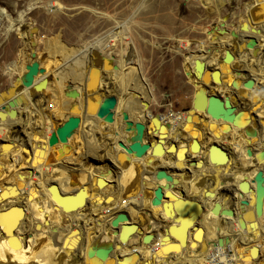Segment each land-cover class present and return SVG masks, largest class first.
<instances>
[{"label":"bare ground","instance_id":"bare-ground-1","mask_svg":"<svg viewBox=\"0 0 264 264\" xmlns=\"http://www.w3.org/2000/svg\"><path fill=\"white\" fill-rule=\"evenodd\" d=\"M33 5L34 4L31 1L28 5V10L32 9ZM50 6L51 7H49L46 12L48 14L56 13V9L58 10V6L56 4H51ZM256 10V7L251 8L252 13L256 12ZM25 13V11L19 12L17 14V19L14 22L18 23L19 25L23 24ZM249 18H247V21L248 26L251 29L250 31L255 32L252 29V25L258 26V24L255 23L256 21H254V18ZM14 22L10 21V23L8 24L6 30L7 33L12 31V29L14 28ZM259 24L260 26L264 27V20ZM213 27H216L217 29L224 28L220 27L218 24L214 25ZM115 31L117 32V30ZM118 32L120 33L119 30ZM119 36L121 37L120 34ZM103 39L107 40L108 47L111 48V50L115 49L113 43L114 38L110 36L95 39L92 46H97L102 49ZM51 47L53 49H60V45L58 43L53 44L52 46H49L47 44L45 53H47L51 49ZM225 47H227L226 49L231 51L229 49L230 45H226ZM224 48H219V52L223 53L226 50H223ZM241 48L238 47V52H242ZM60 51L63 52L61 49ZM94 52L99 53L95 49H90L88 52L85 66V70H87V72L85 71V73L83 74L81 87L84 94L80 92V89V97L76 101L65 98L63 96V91L66 84H68L67 82H70L74 86L76 85L78 87L81 84L80 79L84 71H74V69L70 66V61H68L66 64L56 67V69H54L44 77L36 75V77L34 78V82L41 81L42 79L47 78V82L45 83L44 88L40 94L30 96L24 89L16 92L13 96H18V98L20 99L19 103L15 106L16 116L13 119L6 118L7 120L5 119V121H0V264H93L94 261L98 262V260L95 258L89 260L86 257L87 249L92 246H108L110 244H118V247L112 251L110 258H108L105 263L99 262V264H112L118 259L128 256L132 253H135L137 255L136 260L132 258V260L134 259L135 261H137L134 262L136 264H175L177 262H175L174 259H179L177 255H180L179 253L181 251H183V253H181V258L178 261H181L182 264H185L183 263V261L185 260L183 257L185 255L186 260H188L187 258L190 257V259L194 260L195 264H264V197L262 204V213L259 218L255 217V193L251 195L254 200L252 199L251 204L242 209L244 211H241L239 206V201L246 197V193L244 194L240 191L239 184L243 182L242 187H245L246 184H250V187H252L251 185H253L252 189L255 190V184L254 182H252L254 175L258 171H262L264 176V161H262V159L260 158L249 159L245 156V148H251L250 141L254 142V140L251 138H254L257 135H252L254 131L256 133V129H254V123H252V125L246 129V131L249 130L248 132L245 133L241 131V134L244 135V137L242 135L243 138L241 137L242 141L239 139V137L235 138L238 135L232 137L234 134H239L238 132L240 131L234 128L229 131L231 132V140L233 142L235 141L234 143H238L237 145H235V147L239 146V150L241 149V159H239V162L242 167L237 168V173L235 172L234 175L233 172V175L230 178H235L237 180L236 186L238 188V196H241L242 198H239L237 196L231 201L230 198L226 197L227 194L224 197L226 199H224L222 197L224 195H222V199L219 197L215 202L212 203V206L207 202L208 205L206 206L208 207H204L201 211L198 210L195 215L191 216H195L194 219L196 217H199L196 218L198 220L195 219V224L192 223L193 227L191 228V242L189 240V246L191 247L199 244L198 242H201L200 246L198 245L197 248L195 247V249L192 248L193 251H195V254L192 251L188 252V249H184L185 246L187 247V245L184 246V250H181V246H179L177 243L174 247L170 246V239L167 242H161V238L164 235L167 225L172 222L170 219L164 216L161 210V206L153 207L151 205L153 192L151 191L144 193V189L154 190L156 185L159 184L158 181L155 180L153 175L157 169H162L163 167H165L164 165H162L163 167H160L159 164H173L174 162L169 161V158L171 157L176 162H179L181 164V162L187 160L186 153H189L191 155L190 158L196 157L195 160H201L197 168H192L194 170L202 169V167L205 166L204 162H206L208 163V165H212L214 171L219 172L222 169V165L221 163L218 164L217 162H213L212 160L211 163L209 162V153L211 150L208 152V148H206V150H200L197 154L192 153L189 149L192 137H198V133H195V131H191V129L188 127L189 123L192 122L194 115H196V110L187 112H174L169 109L166 118L161 117V122L157 123L158 126L163 125V128H161V133H166V137L169 134L167 131L169 129L171 130V128H173L172 130H174L175 133H177V131L178 133L179 131L180 133L186 132V136H188L187 139L189 138V141H187V144L183 141L177 142L180 143V146H178V153L176 155L175 153L171 152L173 156L171 154H166V157L161 156V159L157 161L158 163L156 164L155 162V165L153 166L149 163H146V159L150 158L149 155H146L140 159H132L130 158L131 156H127L126 154H124L125 152L120 147L119 142H124L125 137H129L132 139L138 138V134L135 129H133L129 133L125 132L124 117L126 116L127 121H131L133 123L140 122L141 120L143 121L148 117V122L151 125L150 131H152V136L151 134L148 135L147 139L154 142V128L153 124L149 121V118L153 117V115H151L150 112L146 109L144 110V115H142L143 112L140 105H136L134 103L126 104L124 98L120 96V94L122 95V93L119 90V85L117 86V84H109L110 81H106L105 78L102 79L99 69L96 68L94 75L92 74L88 76L89 68L94 67L97 63H100L99 65L100 67H102V69H109L112 71L117 70L112 69V66L116 65L112 60L104 63L102 62V60L94 57ZM219 52L218 54H221ZM231 53L233 54L232 51ZM213 54L214 50L212 51L211 49L206 55L203 54V57L207 59V63L200 59V56L202 55L193 57L188 65V71L193 70V61L195 59H198L200 62H204L208 66L211 61L210 56H212ZM239 56L241 55L239 54ZM234 63H237L236 58L233 63L225 65L226 71L223 70L222 72V74L226 76V81L228 82V84L222 81V84L215 85V87L209 85L213 89L208 88V81H211L209 73L213 69L211 67H208L202 72L201 80L206 84V86L204 87L206 90L203 89L205 92L201 91L200 94L196 95V91L200 86V84L197 83L198 87L195 89L193 94L194 98H196V103H205V93L221 94V90H223L224 96H219L222 98L228 97L232 105L237 108V104L239 105V103L237 102L239 100H236V103H234V99H237L235 92L239 91L240 84L238 83V81L241 79L235 78V75H233L232 73L243 72L245 73L244 75L247 76V72L240 69L238 64L235 65ZM262 63L264 64V61ZM219 65L222 69L223 67L221 66V64ZM16 67V64L10 63L6 68V73L10 75L14 70H16ZM261 68L263 71V67ZM258 79H260L261 82L264 81V79L262 78ZM243 80L244 79H242V81ZM232 83L236 84L235 88L231 86ZM100 85L102 87L101 89H99ZM226 86L230 87V92H228V90H224V88L226 89ZM246 91L250 92L251 90ZM107 95L115 96L117 101L116 108L114 109L113 124H106L98 119L97 122H95L97 126L92 127L91 124L89 125L84 121L87 125L84 127L82 126V131L86 135H91L93 138L90 137L91 140L84 141L81 139V136L79 140L75 139L76 141L74 142L72 133L67 142V144L70 145V148H62L61 155L56 154L57 152L54 153V150V156L52 155L54 159L53 161L48 162V158L46 156L50 155L51 152H47L49 147L47 146L46 139L48 138L50 132L54 130V127L57 126L55 125V121L62 120L66 115L69 114V104L73 103L74 105L78 106V109L79 107H81L82 109L84 107L88 117H95L94 110H90L91 101L97 98L102 99ZM64 102H67L66 108L65 105H62ZM1 106L2 105H0V107ZM131 106L134 108L129 110V107L131 108ZM236 111L239 113V115H244L245 118H247V116L249 115V113H246V111L243 110L236 109ZM263 111L262 108L258 111L260 112L258 113V117L260 125L262 124L264 127ZM45 112L46 114L50 113L51 115H53V118L55 120H52L49 117V114H44ZM196 112L199 113L200 118L204 119L205 121H211L204 112ZM187 117H189V119L191 120L189 123H185ZM95 119L93 121H96ZM164 119H166V121H164ZM252 120L254 119L252 118ZM212 122L218 124L221 123V121ZM183 123L186 125H184ZM174 124L176 125V127L180 125V130L172 127L175 126ZM202 125H204V123ZM36 127H38L37 131L41 134L35 130ZM261 129L262 136L260 138L261 141H258V144H260L261 150L264 151V129ZM38 134H40L41 136ZM78 136L80 137V135ZM168 137L170 136L168 135ZM165 139L164 142L166 144ZM238 140L240 141L241 145L239 144ZM57 147H55V149ZM60 149L58 150L61 151ZM85 153H90L93 156L91 158H88L89 154ZM116 153L124 155L123 158H120V160L122 161L121 164L115 162ZM63 155V159L65 158L64 160H62ZM81 156H83V158H86L87 161L84 165L82 164L83 166L79 167L80 169H78V167L76 166L79 165L80 160L82 159ZM126 157L130 160L126 161ZM66 160L69 162V165H67ZM192 160L194 159L192 158ZM226 160H228V158H226L224 161ZM128 162L129 164H127ZM132 162L134 167L133 170L131 168L130 172H132V178L129 179L131 181L133 179L134 183L132 184V186H134V184H137L138 186L139 184L142 185V188H139V186V189L137 190L138 193L134 194L133 197L131 196L129 198H124L122 193L124 191H120L119 185L123 187L125 176L124 171H129V167ZM62 163H65V165L69 166L70 169L75 167L76 169H78L77 172L79 173V182H77V176L75 174L70 175L71 172L67 171L68 168H66V166L63 167H65V169L67 170H64V168H62ZM188 163L190 164V162ZM188 163H186V166H188ZM112 164H119V169L121 170L120 176L116 179L118 175L113 176L114 173L112 174L111 172V175H109L108 177L100 179L98 177V173L101 171L103 172L106 169H110ZM138 164L140 168H138ZM180 164H173L175 167L174 171L178 170L179 172V170L184 167L183 164H181V166ZM227 164H224L223 166ZM143 166L145 173L142 174L141 170L143 169ZM188 167L191 168L192 166L189 165ZM233 167L235 166L233 165ZM164 170L168 173L166 169ZM65 171H67L69 174ZM65 173L67 174L65 175ZM183 175L186 177H190V169ZM151 179H153V181H151ZM154 180L156 181V183H154ZM112 182L115 185H113ZM51 184H55L57 189L48 190V186ZM78 187H81L80 191L77 190ZM57 190L60 191V195H65V193L67 194L74 190V193L70 194V196H72L73 198H71V200H69L68 202L74 205L67 206L75 208V213L70 214L69 211L64 212L59 206L54 204L51 198V193H54L55 195L57 193ZM195 191H197V189ZM173 194L177 195L176 193ZM202 194V196L206 197L205 199L208 198L207 200L209 202L212 200L214 201V198L217 196L216 193L215 195L211 193ZM193 195L195 194L193 193ZM172 200L173 199H169L170 202ZM222 200H225L223 204ZM83 203L84 206H80V204L82 205ZM215 203L220 204L222 208L231 209L234 212V217L225 219L221 216H212L209 213V210ZM247 208H251L253 212H246ZM119 212H125L127 215L134 216L133 218L129 216L128 217L132 224L135 222L139 231V235L134 234L130 236L124 244H120L117 240V237L113 236L112 234L113 228L111 226V220ZM146 213L149 215V218ZM199 214H201V216ZM238 214L243 215L241 216V225H238L236 221V216H238ZM158 219H162L160 220L161 224L163 223L164 225L162 228H157L159 226L157 222L160 223ZM212 222L214 223L212 226L214 228L208 226V224H211ZM66 228L67 230L69 229V233L67 236L63 235V229ZM156 228V233L159 237L158 241L155 243L152 240H150L149 242H143L142 237L145 234L152 232V230ZM186 233H188V231H186ZM54 235H56V237H54ZM53 237L57 240L55 241ZM174 241L178 242L177 240ZM219 241L221 242V245H218ZM169 246L171 247V249L169 248ZM169 249L171 251L177 249V251L172 255L167 256L165 255V253H168ZM129 261L130 259H126V261H124V264H134L130 263Z\"/></svg>","mask_w":264,"mask_h":264},{"label":"rangeland","instance_id":"rangeland-1","mask_svg":"<svg viewBox=\"0 0 264 264\" xmlns=\"http://www.w3.org/2000/svg\"><path fill=\"white\" fill-rule=\"evenodd\" d=\"M31 1L34 5L28 10ZM236 1L238 2V0H0V105L3 104L2 92L6 91L16 78H22L26 66L32 62L38 63L39 68L44 70V73L37 74L44 77L56 67L70 61L74 71H84L80 79L81 84L78 86L80 87L78 90L81 89L82 92L86 58L89 50L95 49L99 52L93 53L95 58L100 59L99 55L108 57L117 66V70L112 71L102 69L100 63H97L95 67L100 70L101 78L110 81L109 84L119 85L122 93L120 96L124 98L125 103L140 105L142 115L145 109L162 113L168 103L170 106L167 105V108L173 111H181L179 110L181 107L184 110L188 109V104L181 105L178 102L171 104L170 98L165 96L174 93L186 95L188 87L191 86L192 89L194 86V81L185 74L192 58L206 55L207 49L214 50L213 55L217 56L219 47L218 43L209 42L211 47L206 48L202 44L195 53L190 51L188 41L185 43L182 41L173 49L171 47L174 43L173 37L181 38L185 36L184 31L195 26L205 28L211 18L213 20L212 13L225 16L235 13ZM248 1L240 0L242 4L238 7L243 8L244 4L246 18H254L258 24L264 20V0H252L250 3ZM51 4L58 6L54 14L46 12ZM252 7H256V12H251ZM21 11L26 13L23 24L19 25L14 21ZM199 16L202 18L200 23ZM231 20L228 18L229 22ZM245 20L239 15L236 17V24H231V27L240 30ZM10 21L14 22V28L7 33ZM115 30L120 31L118 37ZM214 34L217 35L216 32ZM108 36L114 38L115 49L111 50L105 39L102 49L92 46L95 39ZM218 38L230 40L231 36L225 32L218 35ZM56 43L63 52L51 47L45 53L47 44L52 46ZM30 50L34 53V58L29 56ZM172 52L181 56L180 60L175 59L173 62ZM183 56L189 60L188 65ZM10 63L16 64L17 67L8 75L6 68ZM214 64L215 60L210 61L208 67L215 69ZM9 88L4 95H9ZM101 88L100 85L99 89ZM181 99L184 102V98ZM62 105L66 108L67 102ZM85 154H89L88 158L93 156L90 153Z\"/></svg>","mask_w":264,"mask_h":264},{"label":"water","instance_id":"water-1","mask_svg":"<svg viewBox=\"0 0 264 264\" xmlns=\"http://www.w3.org/2000/svg\"><path fill=\"white\" fill-rule=\"evenodd\" d=\"M232 1V0H228ZM249 15V13H248ZM228 17L230 16H225L222 18V20L225 22L228 20ZM220 27H224V23L221 22L219 24ZM233 27H231L232 29ZM230 29V30H231ZM240 30L244 32L247 31V27L245 23H242L240 26ZM214 32L217 33V35L214 34ZM226 31L224 28L217 29L216 27L211 28L208 32L205 33L206 36L209 37V40L211 43H217L218 41V35H223ZM250 32V31H249ZM259 32V31H258ZM258 32H250L251 34H258ZM231 40L237 41L239 38L238 35L234 34V32L230 35ZM244 44L239 40L238 45H235V47H243L241 50L242 52L240 53L242 56H249L253 59L261 61V63L264 61V42L262 43V46L258 49L256 48L257 42L253 38L252 35H248L246 37H243ZM210 49H207V52H209ZM251 51V54L249 53ZM258 52L259 53L258 55ZM29 56L31 58H34V53L32 50L29 51ZM100 60L102 62L107 63L111 61L108 59V57H104L99 55ZM235 60L234 55L226 49L224 51V56L222 58V63L224 65H228L233 63ZM194 68L192 71H187L185 74L187 78H191L194 82L199 83L200 86L198 87V90L196 91V95L200 94L201 91L203 92L205 89L204 87L206 86L205 83L201 80L202 72L208 68V66L204 62H200L198 59H195L193 61ZM263 67L264 71V64H261ZM113 70L117 69L116 65L112 66ZM96 70V67H90L88 71V76L89 75H94ZM226 71V69H224ZM87 72V70H86ZM223 72V68L221 69L220 67H217L210 71V78L212 85H220L222 84V79H221V74ZM40 73H44V70L39 68L38 63L32 62L31 64L26 66V72L22 76V78H16L13 82L12 85L10 86V92L9 95H4V93L1 94L2 99H3V104L0 107V121H5L6 118L13 119L16 116V111H15V106L19 103V98L14 97L13 95L21 90H26L27 94L30 96L32 95H37L40 94L44 88L45 83L47 82V78L42 79L41 81L34 82V78L36 75ZM235 75V78L238 79H244L242 82V88L245 90H254L255 88V80L253 78H248L245 73L243 72H234L232 73ZM87 75V74H86ZM264 75V74H263ZM259 76L260 78L264 79V76ZM201 80V82H200ZM228 84V82L226 83ZM203 86V87H202ZM231 86L234 88L236 87L235 83H232ZM263 88H260L259 94L262 96L261 102L264 103V85H260ZM202 87V88H201ZM12 88V89H11ZM206 90V89H205ZM8 91V90H7ZM205 92V91H204ZM12 95V96H11ZM195 95V96H196ZM63 96L68 99H72L73 101H76L80 97V92L78 90V87L73 84H66L64 91H63ZM206 96V97H205ZM204 96V102L202 104L196 103V98H194L192 105L190 108L185 109L184 111H200L204 112L211 121H221L223 124V132L227 133L229 132L232 128L238 130V131H243L247 132L246 129L252 125V118L256 120V123L260 125L259 123V117L252 113L251 116L247 118L239 115V113L236 111V107L232 105L230 99L228 97L222 98L219 96V93L215 94H209L205 93ZM206 100V101H205ZM260 101H258V104ZM116 97L113 95H107L103 97L102 99L97 98L93 101H91V107L90 110H94V115L97 119L101 120L103 123L106 124H113L114 122V109L116 108ZM204 105V106H203ZM85 111V110H84ZM161 116L158 114L153 115V117L149 118V121L153 124V135H154V142L145 139V136L147 134V129L146 126L143 123L140 122H131L127 121L126 116L124 117L125 121V132L129 133L133 129L137 131L138 138L137 139H132L129 137L124 138V142L120 141L119 145L125 152L127 156H131L130 158L132 159H140L144 156H146L147 153H149V157L146 159V163H149L151 165H155V160L154 158H158L163 156L164 154H171V152L175 153V155L178 153V148L175 146V144H170L167 147H164V139L166 138V133H161V128L162 126H158L157 123L161 122ZM191 120L189 117L186 118L185 123H189ZM81 123V116L80 113L77 111L75 108L74 104H71L69 108V115L66 117L64 122H61L57 126L54 127V130L50 132L48 138L46 139L47 146L49 148H52L56 146L57 144L60 145H66L68 142V138L74 133L75 130L78 129ZM257 133V132H256ZM255 131L253 132V136H255ZM193 136V135H192ZM215 147H219V145H214V146H208V152ZM189 149L192 153L197 154L200 151V144L197 140V136L192 137L189 145ZM222 150V149H221ZM62 154V149L61 151H58V155ZM120 156V155H119ZM119 156L117 158L119 159ZM245 156L246 158H264V151H259L257 153H253L252 149L250 147L245 148ZM120 160V159H119ZM126 157V161H129ZM209 160V159H208ZM28 161V159H27ZM228 160L225 161V163ZM201 162L199 159L191 161V163H188V166L191 165L192 167L197 168L198 164ZM211 163V160H209ZM115 167L111 166L110 169H106L105 171H101L98 173V177L100 179H104L108 177L115 172ZM155 171V170H154ZM154 178L156 181L163 180L164 184H157L156 187L153 189H144V193L146 192H153V198L151 200V205L153 207H158L161 206V210L166 216V218L170 219L172 223L167 225L165 228V232L163 237L161 238V242H167L169 239L177 240L180 245H183L185 243V236L183 235L184 232L191 230L193 227V224H195L196 217H187L186 214L181 210L179 202L181 201V198L183 197L182 192H178L177 195L173 194L170 190L174 188V186L177 184L176 178H173V176L169 173H167L164 169H157L154 172ZM115 176V173L113 174ZM255 184V190H253L250 187V184H246L245 187H242L243 182L239 184V189L241 192L244 194L246 193V197L244 199H241L239 201V206L241 211L244 207L249 206L251 204V201L253 197L251 195L255 193V217L259 218L261 213H262V204H263V197H264V176L262 171H258L253 178V181ZM56 190V185L51 184L48 186V190ZM143 193V194H144ZM51 198L57 206L61 208L64 212L69 211L70 214L75 213V208H72L70 206H67L69 200L73 198L70 195H61V196H56L54 193H51ZM169 199H173L171 202ZM254 200V199H253ZM83 210V209H82ZM81 210V211H82ZM201 211V210H200ZM199 211V212H200ZM4 212V211H3ZM2 213V212H1ZM209 213L212 216H221L224 218H233L234 217V212L231 209H226L222 208L220 204L215 203L213 207L209 210ZM201 216V214H199ZM241 216L242 214H238L236 216V221L238 225H241ZM1 219V218H0ZM193 223V224H192ZM1 225V224H0ZM111 226L113 228L112 234L113 236L117 237V240L120 244H124L128 238L134 234L139 235L138 228L135 224H132L130 222V219L128 215L125 212H119L117 213L114 218L111 220ZM152 240V235L147 234L142 237L143 242H149ZM218 245H221V242H218ZM118 247V244H110L108 246H92L89 247L86 251V257L89 260H92L93 258L97 259L98 262L94 261L93 264H99L105 263L108 258H110V255L112 251ZM171 249V247L169 246ZM168 250V253H165V255L169 256L172 255L174 252L177 251L175 250ZM137 255L135 253H132L128 256H125L123 258L118 259L114 264H124V261L126 259L132 260L134 258L136 260ZM133 260V261H135ZM136 264V263H134Z\"/></svg>","mask_w":264,"mask_h":264},{"label":"crops","instance_id":"crops-1","mask_svg":"<svg viewBox=\"0 0 264 264\" xmlns=\"http://www.w3.org/2000/svg\"><path fill=\"white\" fill-rule=\"evenodd\" d=\"M237 2V1H236ZM249 3L250 2H252V0H249L248 1ZM239 4H242V3H240V0H238V2H237V11L235 12V13H233V14H230L229 16L230 17H228L229 19H232L231 20V22H229L228 20H226L225 22L222 20V18H224L225 17V15H220V14H218V13H212L214 16H213V20H212V18H211V21L208 23L209 25L208 26H206L205 28L203 27H199L198 26V28L195 26V28H188V30H186V31H184V34H185V36H183V37H178V38H176V37H173V41H174V43H173V46H171L173 49H175L176 47H177V45H178V43H181L182 41L185 43V41L187 42H189V47H190V51L191 52H197L198 51V47H200V45H202L203 44V46L204 47H206V48H209V47H211V45L209 44V42H210V40H209V37L208 36H206L205 35V33L206 32H208L209 30H211V28L214 26V25H216V24H220L221 22H223L224 23V27H225V30H226V33L228 34V35H231L233 32H234V34H236V35H238L239 36V38L237 39V41L235 40V41H233V40H229V39H221V38H219L218 39V46H219V48H224L226 45H230V47H229V49L233 52V55L235 56V58H236V64L235 65H237L238 64V66H239V68L240 69H242L243 71H246L247 72V76L246 77H248V78H253L254 80H255V83H256V85H255V89L254 90H251L250 92H248V91H246L245 89H243L242 88V80H239L238 81V83L240 84L239 85V91H236L235 93H236V96H237V99H234V103H236L235 101L236 100H239L237 103H239V105L237 104V109L238 110H243V111H246V113H249V115L251 116V114L252 113H254V114H257V116H258V113H260V112H258L261 108H262V111L264 110L263 108H264V103L263 102H261V95L259 94V89L261 88V84H263L264 85V81L263 82H261L260 81V79H258V78H260L259 76H260V74H261V76L264 74V72L262 71V63H261V61L259 62V60H257V59H252L251 57H249V56H244V57H241L242 55L240 54L241 52H238V48L237 47H235V45H238V41L240 40L243 44H244V41H243V37H246L247 35H252L253 37H254V39L256 40V42H257V46H256V48H260L261 46H262V43L264 42V27L263 26H260L259 25V23H258V26H252V29L256 32H258V34H251L250 32V27L248 26V22L245 20V19H247L246 17H247V13L245 12V8L243 7V8H239L238 7V5ZM260 10V9H259ZM212 14H211V17H212ZM241 16V17H243V19L245 20L244 22H245V24H246V27H247V31L248 32H244V31H241V30H234L233 28L231 29V24H236V17H238V16ZM210 16V15H209ZM227 17V16H226ZM198 19H199V23L202 21V18L199 16L198 17ZM197 25V24H196ZM231 29V30H230ZM173 32H174V30H172ZM172 31H170V32H172ZM250 31V32H249ZM219 42H220V44H219ZM221 45H223V46H221ZM180 46V45H179ZM227 47H225L223 50H225ZM241 48V47H240ZM243 48V47H242ZM241 48V49H242ZM166 50V49H165ZM168 51V50H167ZM251 52V51H250ZM249 52V53H250ZM219 53H221V52H219ZM241 55V56H239V54ZM259 53H261V52H258V55H259ZM172 54V57H173V62H174V60L175 59H179L180 60V58H181V56H179V55H177V54H175L174 52H172L171 53ZM211 54H212V52H211ZM251 54V53H250ZM186 55H188V53L186 54ZM210 55V54H209ZM223 56H224V52L223 53H221V54H218L217 56L215 55H212V56H210V59H211V61H214L215 60V64H214V67H220V65L219 64H221V66L223 67V70L225 69V65L222 63V58H223ZM184 58H185V60H186V62H187V64L186 65H188V62H189V60L185 57V56H183ZM237 58H238V60H237ZM242 60H241V59ZM251 58V59H250ZM200 59L202 60V61H204L205 63H207V59L206 58H204L203 57V55L202 56H200ZM221 60V61H220ZM251 61V62H250ZM259 62V63H258ZM240 64V65H239ZM256 66V67H255ZM235 67V66H234ZM256 68V69H255ZM254 76V77H253ZM85 77V76H84ZM233 78V77H232ZM221 79H222V81L224 82V83H227V79H226V76L224 75V74H222V76H221ZM229 80V79H228ZM210 82V83H209ZM261 82V83H260ZM67 83H69V84H71L70 82H67ZM186 84H188L189 85V83H186ZM212 86V87H215V85H212V82L211 81H208V88H211V89H213L212 87H210V86ZM11 86V84L7 87V89L9 88ZM197 83L196 82H194V86L192 87V89H191V86H189L188 87V89H187V91H188V93L185 95V94H183V93H179L178 95L176 94V93H174L173 95L171 94V96L169 95V94H166V96L165 97H169L170 98V101H171V104L172 103H176V102H178L179 104H181V105H186V104H188V107L190 108L191 107V105H192V102H193V100H194V91H195V89L197 88ZM229 88V89H228ZM263 88V87H262ZM7 89H6V91H4V92H2V93H6L7 92ZM224 90H228V92H230L229 90H230V87L229 86H226V89L224 88ZM83 93V92H82ZM224 92H223V90H221V94L219 93V95L220 96H224V94H223ZM84 94V93H83ZM187 96V97H186ZM181 97H183L184 98V102H182V99H181ZM171 98H175V99H171ZM179 98V99H178ZM186 98V99H185ZM258 101H260V103L258 104ZM71 104H73V103H71ZM71 104H69V108H70V106H71ZM168 105V107L170 106V103H168L167 104ZM167 105H166V110H164V112H160V113H158V112H156L155 113V111H152V110H148L149 112H150V114L151 115H154V114H159L161 117H164V118H166V116H167V114H168V110H169V108H167ZM75 106V108L77 109V111L80 113V116H81V124H83V125H81L80 124V126L78 127V129L77 130H75L74 131V133H73V140H74V142L76 141V140H79L80 138H81V136H82V140H91V138H93L91 135H89V134H85L83 131H82V126L84 127V126H86L87 124H91V126L92 127H96L97 126V124L95 123V122H97V118L95 119V117L93 116H89L90 118H91V120H90V118L87 116V114H86V110H85V108L83 107V109L81 108V107H79V109H78V106H76V105H74ZM134 107H132L131 106V108L129 107V110H131V109H133ZM85 110V111H84ZM172 110V109H171ZM179 110H181V111H178V112H184V109H183V107H181V108H179ZM183 110V111H182ZM173 111V110H172ZM82 112V113H81ZM84 112V113H83ZM174 112H177V111H174ZM264 112V111H263ZM44 114H46V112L44 113ZM49 114V117H51V119L52 120H55L54 118H53V115H51L50 113H48ZM48 114H46V115H48ZM68 114V113H67ZM83 114V115H82ZM195 114L196 115H194V117H193V119H192V122L191 123H189V128L191 129V131H195V133H198V137H197V139H198V142H200L199 144L201 145L200 146V150L202 151V150H206V148H208V146H214V145H219V147H215L214 149H212L211 151H210V153H209V156H210V160H212L213 162H217L218 164H220L221 163V165H222V169L219 171V172H216V171H214L213 170V168H212V165L211 164H209L208 165V163H206V162H204L205 163V166H203L202 167V169H200V170H194V169H192L193 167H191V168H189L188 166H186V163H188V162H190L191 163V161H193L192 160V158L195 160L196 159V157H191L190 158V154L189 153H186V157H187V160L186 161H184V162H181V164H183L184 165V167L181 169V170H179V172H178V170H176V171H174V165L173 164H176V163H178V164H180L179 162H176L172 157L171 158H169V161H172V162H174L173 164L172 163H160L159 164V166L160 167H163L162 165H164L165 167H163L162 169H166L167 171H168V173H170L172 176H173V178H176V180H177V185L173 188V189H171L170 191L171 192H173V193H176V194H178V192H182L183 193V197L181 198V201L179 202V204H180V208H181V210L186 214V216H192V215H195L196 214V212L198 211V210H202L204 207L206 208V207H208V206H206V205H208L209 203L211 204V206H212V203L213 202H215L219 197L222 199V197L224 198L225 197V195H226V197H228V198H230L231 199V201L234 199V198H236L237 196H238V188H237V180L235 179V178H230L232 175H233V172H234V175H235V172L237 173V168H241L242 167V165L240 164V162H239V159H241L240 158V156H241V149L239 150V146H236L235 147V145H237L238 143H234L232 140H231V132H228V133H225V132H223L224 130H223V128H224V126L221 124V123H213L212 121H205L204 119H202V118H200V116H199V113L198 112H196L195 111ZM69 115V114H68ZM68 115H66L65 116V118H63L62 120H56V121H58V122H56L55 121V125H58L59 123H61V122H64V120L66 119V117L68 116ZM88 117V118H87ZM248 117V116H247ZM93 118V119H92ZM200 118V119H199ZM96 120V121H93V120ZM61 121V122H60ZM87 123H85V122ZM136 121V120H135ZM164 121H166V119H164ZM85 124H84V123ZM89 122V123H88ZM92 122V123H91ZM140 122H142L144 125H147L146 126V129H149V130H147V134H146V138L145 139H147L148 138V135H150L151 134V136H152V131H150V123L148 122V117H147V119H145V120H141ZM167 122H168V120H167ZM201 122V123H200ZM95 123V124H94ZM148 123V124H147ZM204 123V125H202ZM253 123H254V129H256V137H254V138H251V139H253L254 140V142L253 141H250V144H251V148H252V150L254 151V153H256V152H259V151H262L261 150V148H260V144H258V141L260 142L261 141V136H262V129L261 128H263L264 129V127H263V125L261 124V125H258L257 123H256V120L254 119L253 120ZM184 124V123H183ZM88 125V126H89ZM149 125V126H148ZM175 125V124H174ZM184 125H186V124H184ZM37 126V125H36ZM149 127V128H148ZM172 127H175L177 130H180V125H178L177 127H176V125L175 126H172ZM37 129H38V127H36L35 128V130L37 131ZM173 128H171V130H172ZM170 129L167 131L168 133V135L170 136V137H168V135H167V137H166V144L164 143V147H167L168 145H170V144H175L176 145V147L177 148H179L178 146H180V143H177V142H179V141H183V142H185L186 144H187V141H189L188 139H187V137L188 136H186V132L185 133H180V131H179V133H178V131H177V133H175L174 132V130H172L171 131ZM197 130V131H196ZM148 131H150V132H148ZM249 130H247V132H248ZM38 132V131H37ZM79 132H80V134H79ZM173 132V133H172ZM38 133H40V132H38ZM149 133V134H148ZM172 133V134H171ZM239 134H234L232 137H235L236 135H238V136H236L235 138H238L239 137V139L242 141V138L244 137V135L243 134H241V131L240 132H238ZM37 134V133H36ZM41 134V133H40ZM40 134H38V135H40ZM241 134V135H240ZM78 135H80V137L78 136ZM242 135H243V137H242ZM41 136V135H40ZM76 136V137H75ZM201 136V137H200ZM211 136V137H210ZM75 137V138H74ZM91 137V138H90ZM180 137H181V139H180ZM213 137V138H212ZM242 137V138H241ZM83 138H85V139H83ZM90 138V139H89ZM250 138V137H249ZM76 139V140H75ZM183 139V140H182ZM257 139V140H256ZM73 140H72V142H73ZM174 142H173V141ZM186 140V141H185ZM208 140V141H207ZM228 142V143H227ZM238 142H239V144H240V141L238 140ZM204 143V144H203ZM37 144V143H36ZM36 144H35V146H36ZM203 145V146H202ZM233 145V146H232ZM241 145V144H240ZM259 145V146H258ZM58 146V147H57ZM57 146H55V147H57L58 149H62V148H64V149H68V148H70V145H64V147H63V145L61 146L60 144H57ZM232 146V147H231ZM55 147H53V149L52 148H48V151L47 152H51L50 153V155H48V156H46L48 159V162H51V161H53V159H54V155H53V152H54V150H55V152L54 153H56V154H58V149L56 148L55 149ZM60 149V150H61ZM222 149V150H221ZM117 154V155H116ZM115 154V162L116 163H119V164H121V160H119L121 157L123 158V154H119V153H116ZM53 155V156H52ZM60 155V154H59ZM120 155V156H119ZM146 155H149V153H147ZM172 156H173V154H171ZM117 156H119V159L118 158H116ZM63 157H64V155L62 156V160H64L63 159ZM82 157V159L83 160H85V161H83L82 159V161L80 160V163H79V165H77L76 167H78V169H80L79 167L80 166H83L84 164H85V162L87 161V159L86 158H83V156H81ZM162 157H166V154H164ZM189 158H190V160H189ZM226 158H228V162H226L225 163V159ZM161 159V157L160 158H154V160H155V162H156V164L158 163L157 161L158 160H160ZM261 159V158H260ZM46 160V159H45ZM46 160V161H47ZM118 160V161H117ZM67 161V160H66ZM109 161V160H108ZM120 161V162H119ZM188 161V162H187ZM262 161H264L263 159H262ZM124 162V161H123ZM126 162V161H125ZM223 162V163H222ZM67 163V165H69V162L67 161L66 162ZM228 163V164H227ZM83 164V165H82ZM119 164L117 165H115V164H113V166L116 168L115 169V176H117L116 177V179L120 176V174H121V170L119 169ZM127 164H129V162L127 163ZM137 164V163H136ZM181 164H180V166H181ZM224 164H227V165H225V166H223ZM67 165H65V163H62L61 164V166H62V168H64V170H67V169H65V167H63V166H66V168H68V172L70 171L71 173H70V175H76L77 176V182H79V179H78V169H76V167L75 168H69V166H67ZM131 165H132V167H131ZM131 165H130V169H129V171L128 170H126V171H124V182H123V187H121L120 185H119V188H120V191L122 192V191H124V192H122L123 193V196H124V198L126 197V198H129V197H133V195L134 194H137L138 193V189L139 188H142V185H139L138 184V186H137V184H134V186H132V184L134 183L133 182V179H132V181L130 180L131 178H132V172H130L131 171V168H132V170H133V162L131 163ZM182 165V166H183ZM229 165V166H228ZM233 165L235 166V167H233ZM92 166V165H91ZM238 166V167H237ZM178 167V166H177ZM90 168H95V167H90ZM97 168V167H96ZM138 168H140V166H139V164H138ZM76 169V170H75ZM186 169H190V171H191V176L190 177H186V176H184L183 174H185V172H187L188 170H186ZM120 170V171H119ZM142 170H144V166H143V169ZM141 170V172H142V174L143 173H145V170L144 171H142ZM67 171H65V172H67ZM74 171V172H73ZM116 171H117V173H116ZM119 171V172H118ZM127 171H128V173H130V174H128L127 173ZM172 171V172H171ZM67 172V173H68ZM76 172V173H75ZM175 172V173H174ZM179 174H178V173ZM67 173H65V175L67 174ZM183 173V174H182ZM38 174V173H37ZM69 174V173H68ZM86 174H87V172H86ZM86 174H85V178H86ZM123 176V175H122ZM139 176V175H138ZM225 177V178H224ZM130 178V179H129ZM190 178V179H189ZM192 178V179H191ZM189 179V180H188ZM249 179V178H248ZM233 180V181H232ZM151 181H153V179H151ZM138 182V181H137ZM136 182V183H137ZM154 183H156V181L154 180ZM158 183L159 184H164V181H158ZM231 183V184H230ZM112 184L113 185H115L113 182H112ZM110 185V184H109ZM108 185V186H109ZM140 186V187H139ZM145 186V185H144ZM199 186V187H198ZM252 187H253V185H251ZM116 187V186H115ZM118 187V186H117ZM137 187V188H136ZM139 187V188H138ZM201 187V188H200ZM251 187V188H252ZM80 189H81V187H78V189L77 190H79L80 191ZM197 189V191H195ZM133 190H134V192H133ZM193 190V191H192ZM224 190V191H223ZM222 191V192H221ZM59 190H57V193L55 194L56 196H61L60 194H59ZM136 192V193H135ZM72 193H74V190L73 191H71V192H69V193H67L68 195H70V194H72ZM193 193L195 194V195H193ZM202 193H211V194H213V195H215V193H216V197L214 198V201L212 200V201H208L207 199H205L206 197L205 196H202L203 194ZM222 193V194H221ZM66 193H65V195H67ZM222 195H224V196H222ZM222 196V197H221ZM239 198H242L241 196H238ZM199 199V200H198ZM220 199V200H221ZM224 199H226V198H224ZM225 200H222V204H223V202H224ZM207 202H208V204H207ZM219 202V201H218ZM68 203V202H67ZM68 205H71V204H68ZM80 206H84V203L81 205L80 204ZM148 211V210H147ZM253 212V210L250 208H247L246 209V212ZM147 214V213H146ZM148 215V214H147ZM129 217H131V218H133L134 216H131V215H128ZM148 218H149V215H148ZM211 219V218H210ZM226 219V218H225ZM160 220H162V219H158V221H160ZM224 220V219H223ZM225 221V220H224ZM137 223V222H136ZM133 224H135V222L133 223ZM138 224V223H137ZM157 224L159 225L157 228H162L164 225H163V223L161 224V221H160V223L159 222H157ZM213 222L211 223V224H208V226H211V228H214V227H212L213 226ZM136 225V224H135ZM68 228V227H67ZM67 228L66 229H63V235H65V236H67L68 235V230H67ZM157 228L156 229H153L152 230V232H150V233H148V234H151L152 235V241L155 243V242H157L158 241V239H159V237L157 236ZM206 228H208V227H206ZM189 233V234H188ZM188 233H184V235L186 236L185 237V243H184V245H180L178 242H176V241H174L173 239H171L170 240V246H176V243L179 245V246H181V250H187L188 252L189 251H192L194 254H195V251H193V249L192 248H194L195 249V247L197 248V246L199 245H201L200 243L201 242H198L199 244H196L195 246H189V244H190V242H191V230H189L188 231ZM145 235H147V234H145ZM144 235V236H145ZM154 236V237H153ZM187 236H188V238H187ZM54 237H56V235H54ZM53 237V239L55 240L56 238H54ZM155 237H157V238H155ZM155 240V241H154ZM188 240V241H187ZM189 240H190V242H189ZM152 242V243H153ZM173 244H172V243ZM187 242V243H186ZM189 242V243H188ZM205 243V242H204ZM185 245H187V247L185 246ZM184 246H185V248H184ZM184 248V249H183ZM190 248H191V250H190ZM181 253H183V251H181L179 254L180 255H177L178 257H179V259L181 258ZM183 257V256H182ZM186 255L183 257L185 260L183 261V263H185V264H188V262H189V264L191 263V264H195L194 263V260L193 259H190V257L189 258H187L188 260H186ZM179 259H174V261L175 262H177V263H175V264H182V262L181 261H178ZM134 260V259H133ZM133 260H130L129 262L130 263H134V262H137V261H133ZM177 260V261H176ZM193 261V262H192ZM187 262V263H186ZM112 264H114V263H112ZM158 264H160V263H158Z\"/></svg>","mask_w":264,"mask_h":264}]
</instances>
